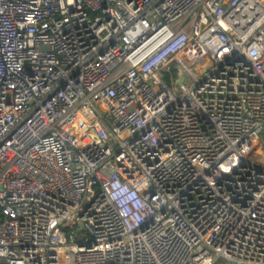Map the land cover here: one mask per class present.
<instances>
[{
    "label": "built area",
    "instance_id": "1",
    "mask_svg": "<svg viewBox=\"0 0 264 264\" xmlns=\"http://www.w3.org/2000/svg\"><path fill=\"white\" fill-rule=\"evenodd\" d=\"M263 132L264 0H0V264H264Z\"/></svg>",
    "mask_w": 264,
    "mask_h": 264
},
{
    "label": "rangeland",
    "instance_id": "2",
    "mask_svg": "<svg viewBox=\"0 0 264 264\" xmlns=\"http://www.w3.org/2000/svg\"><path fill=\"white\" fill-rule=\"evenodd\" d=\"M97 108L104 110L101 106H97ZM249 160L264 169V132L253 141L249 152Z\"/></svg>",
    "mask_w": 264,
    "mask_h": 264
},
{
    "label": "bare ground",
    "instance_id": "3",
    "mask_svg": "<svg viewBox=\"0 0 264 264\" xmlns=\"http://www.w3.org/2000/svg\"><path fill=\"white\" fill-rule=\"evenodd\" d=\"M79 120V117L75 118L74 122H77ZM81 125V122L79 124V126Z\"/></svg>",
    "mask_w": 264,
    "mask_h": 264
}]
</instances>
